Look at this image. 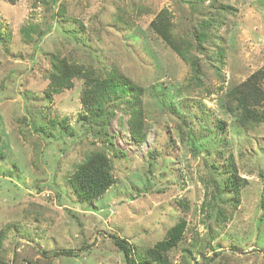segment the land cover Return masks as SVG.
Instances as JSON below:
<instances>
[{"label": "rangeland", "instance_id": "1", "mask_svg": "<svg viewBox=\"0 0 264 264\" xmlns=\"http://www.w3.org/2000/svg\"><path fill=\"white\" fill-rule=\"evenodd\" d=\"M192 1L0 0V264H124L112 236L127 240L143 264L182 219L170 264H264V123L242 127L224 100L264 70V0ZM60 8L65 19H53ZM164 9L199 64V81L150 29ZM208 19L210 37L197 48ZM53 54L116 70L143 90L147 137L134 142L123 111L113 108L107 132L124 156L108 152L116 184L93 203L79 202L68 179L109 143L81 104L82 81L47 96ZM216 121L226 123L223 132ZM228 160L245 180L237 206L218 186ZM64 250L73 256H56Z\"/></svg>", "mask_w": 264, "mask_h": 264}, {"label": "trees", "instance_id": "2", "mask_svg": "<svg viewBox=\"0 0 264 264\" xmlns=\"http://www.w3.org/2000/svg\"><path fill=\"white\" fill-rule=\"evenodd\" d=\"M11 3L14 0H9ZM59 0H53L56 4ZM193 4L192 0H189ZM65 19V9L60 8L58 13L54 14ZM120 20V19H119ZM63 20H61L62 22ZM118 21V20H117ZM78 23L81 28L83 25ZM214 21L208 19L203 23V30L197 34L198 47L210 37L206 32L207 26H212ZM128 24V23H127ZM66 32L75 35V31L66 28ZM71 23L69 27H73ZM122 29V28H121ZM150 29L155 32L174 52H176L184 61L191 63L192 70L195 73L193 79L199 81V64L196 60L190 59L185 51L187 50L186 42L180 41L174 33V24L171 22V14L164 9L158 13L156 18L150 23ZM0 41L5 39L0 31ZM197 45V44H196ZM108 72V71H107ZM99 71L92 66L70 61L67 57L59 54H53L51 57V70L49 74V85L47 96L59 94L65 90H72L75 87V80L82 81L83 90L81 95V104L90 115L91 121L101 122V131L107 136L104 142L109 143L108 150H96L91 152L78 165L74 174L68 179V184L81 203H93L102 198L116 184V178L113 174V161L108 152L111 150L114 158L123 157V153H117L113 149L110 135L107 132V124L112 116L114 109H121L125 119H127L128 133L134 142L142 144L146 137L143 121L142 94L143 90L135 86L128 78L116 70L110 73ZM264 80V70L253 73L243 83L229 89L225 95V107L237 124L242 127H253L264 123V90L262 82ZM89 118V116H88ZM82 116V119H88ZM214 127L217 132L225 130L226 123L216 121ZM65 130L64 123L60 124ZM120 128L125 129L123 118L120 120ZM63 134H66L63 131ZM70 134V133H69ZM72 135V134H71ZM52 138L51 134L46 136ZM111 142V144H110ZM219 170V169H218ZM224 180L218 186L223 185L228 189L235 198L232 203L237 206L239 203L241 188L245 185V180L238 175V170L233 163L229 161L226 164L224 173L218 172ZM220 190H217L213 196V201H218ZM214 204L209 205V210H214ZM215 213V212H214ZM218 219H227L224 211L219 210L216 213ZM186 228V221L182 219L172 227L164 240L158 242L153 248L148 249L142 257L143 264H170L166 253L176 248L183 239ZM113 244L123 253L124 264H138L131 244L119 237L112 236ZM73 256V252L64 250L56 253V256Z\"/></svg>", "mask_w": 264, "mask_h": 264}]
</instances>
